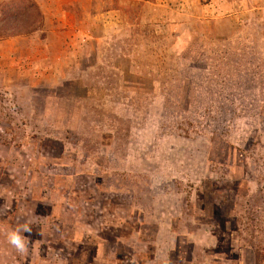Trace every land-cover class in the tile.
<instances>
[{"label":"rangeland","instance_id":"rangeland-1","mask_svg":"<svg viewBox=\"0 0 264 264\" xmlns=\"http://www.w3.org/2000/svg\"><path fill=\"white\" fill-rule=\"evenodd\" d=\"M178 1L95 0L90 58H0V264H264V0Z\"/></svg>","mask_w":264,"mask_h":264},{"label":"crops","instance_id":"crops-1","mask_svg":"<svg viewBox=\"0 0 264 264\" xmlns=\"http://www.w3.org/2000/svg\"><path fill=\"white\" fill-rule=\"evenodd\" d=\"M40 13H43V23L35 28L31 34H10L7 37H0V58H10L15 69L32 58L34 63H41V58H56L60 62H69L72 58H90L97 47H102V41L109 31V23L106 19L115 17L119 11H103L95 14L94 20L101 24H88L86 19L91 4L95 0H31ZM178 1V0H177ZM199 0H179L183 12H188L190 5H198ZM143 7H151L152 4L144 1ZM18 0H0V18H3V8L9 4H16ZM20 10V9H18ZM16 10V13H18ZM216 11V10H215ZM245 12L231 14L230 20L239 21V16L246 17ZM82 16L83 18H79ZM103 19V20H102ZM114 19V18H113ZM81 20V21H80ZM2 21V20H0ZM87 22L79 25L78 22ZM0 31L5 32V28ZM10 27V25H9ZM21 28V27H19ZM23 28V27H22ZM17 28L13 30L18 31ZM221 28L217 27V30ZM63 58L62 60H60ZM44 64V63H43ZM42 67V65H41ZM43 75V74H40Z\"/></svg>","mask_w":264,"mask_h":264},{"label":"trees","instance_id":"trees-1","mask_svg":"<svg viewBox=\"0 0 264 264\" xmlns=\"http://www.w3.org/2000/svg\"><path fill=\"white\" fill-rule=\"evenodd\" d=\"M18 1L20 3L22 0H18ZM14 5H16V4H9L7 7L3 8V10H2L3 11V20L0 21V27L3 28L4 26H6L4 28L5 33L22 34L27 30V29L25 30L22 28L24 19L22 18L21 19L22 22H20V19H18V17H15L14 19L11 18L14 15L16 9L17 10L20 9L18 6H17L18 8H15ZM17 16H19V14H17ZM9 25H10V27H9ZM17 27H18V29H17L18 31L13 30V28H17ZM19 27H21V28H19Z\"/></svg>","mask_w":264,"mask_h":264},{"label":"clouds","instance_id":"clouds-1","mask_svg":"<svg viewBox=\"0 0 264 264\" xmlns=\"http://www.w3.org/2000/svg\"><path fill=\"white\" fill-rule=\"evenodd\" d=\"M22 227H23L24 232L30 233L32 231V228L27 223H25ZM7 241L13 247H15V249L19 253L24 254L27 252V246L25 244L24 238L20 235V229L19 228L8 233Z\"/></svg>","mask_w":264,"mask_h":264}]
</instances>
